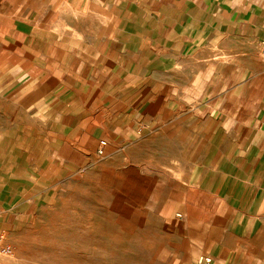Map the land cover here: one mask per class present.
<instances>
[{
    "label": "crops",
    "instance_id": "obj_1",
    "mask_svg": "<svg viewBox=\"0 0 264 264\" xmlns=\"http://www.w3.org/2000/svg\"><path fill=\"white\" fill-rule=\"evenodd\" d=\"M263 43L264 0H0V229L176 123L194 182L146 204L179 227L182 264H264Z\"/></svg>",
    "mask_w": 264,
    "mask_h": 264
},
{
    "label": "rangeland",
    "instance_id": "obj_2",
    "mask_svg": "<svg viewBox=\"0 0 264 264\" xmlns=\"http://www.w3.org/2000/svg\"><path fill=\"white\" fill-rule=\"evenodd\" d=\"M176 125L169 123L66 179L53 202L39 207L14 232L3 226L0 230L13 254L0 258V264H182L188 260L179 227L169 226L161 209L151 210L146 204L153 188L161 190L168 183L177 188L181 178L194 182L200 157L185 139L194 132ZM173 217L183 220L176 210Z\"/></svg>",
    "mask_w": 264,
    "mask_h": 264
},
{
    "label": "built area",
    "instance_id": "obj_3",
    "mask_svg": "<svg viewBox=\"0 0 264 264\" xmlns=\"http://www.w3.org/2000/svg\"><path fill=\"white\" fill-rule=\"evenodd\" d=\"M260 55L264 61V43L260 49ZM106 141H101L100 148L97 151V154L100 156L104 155V149L106 147ZM13 254V246L6 241V234L0 230V258L9 257ZM205 262H209V258L204 259Z\"/></svg>",
    "mask_w": 264,
    "mask_h": 264
}]
</instances>
